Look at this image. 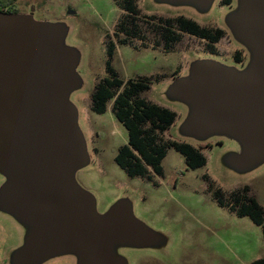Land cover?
<instances>
[{"label": "rangeland", "instance_id": "obj_1", "mask_svg": "<svg viewBox=\"0 0 264 264\" xmlns=\"http://www.w3.org/2000/svg\"><path fill=\"white\" fill-rule=\"evenodd\" d=\"M119 1L122 0H0V5L18 14H32L36 21L62 23L66 28L64 44L78 57V85L69 101L76 110L77 129L88 155L87 164L76 173V181L94 197L99 214L127 202L133 216L155 237L143 246L117 242L113 252L126 264H253L264 259L262 228L249 217L240 218L228 206L221 207L214 197L220 190L231 205V195L247 189V195L264 208V162L240 171L232 163L242 151L236 139L226 134L205 138L188 134L185 127L192 108L171 94L175 80L185 78L198 61L218 62L239 72L248 67L250 54L237 42L229 26L239 11L240 0H212L205 9L164 0H134L142 36L127 37L126 47L119 42L125 36L117 30L126 16L117 6ZM178 17L191 19L203 28L222 29L225 35L212 49L174 25L179 42L170 49L159 47V37L152 32V26L159 24V18ZM109 41L116 46L112 63L122 79L165 74L159 83L154 80L151 90L141 97L176 113L170 130L158 134L163 141L189 143L198 149L209 147L200 149L207 159L205 167L189 169L185 157L174 149L163 161L164 178L151 168L152 180L131 178L115 162L120 148L128 144V131L114 115L113 100L105 114L92 110L95 89L108 76ZM237 52L246 62L243 67L235 61ZM5 183L0 173V190ZM29 224L0 205V264H16V256L32 232ZM77 263L75 255L64 254L39 264Z\"/></svg>", "mask_w": 264, "mask_h": 264}, {"label": "water", "instance_id": "obj_2", "mask_svg": "<svg viewBox=\"0 0 264 264\" xmlns=\"http://www.w3.org/2000/svg\"><path fill=\"white\" fill-rule=\"evenodd\" d=\"M207 8L212 0H164ZM230 30L250 54L239 72L198 61L175 80L172 97L192 108L186 132L226 134L242 148L240 171L264 162V0H240ZM62 23L0 11V205L32 232L16 264H39L72 254L77 264H126L117 242L143 246L155 239L127 202L99 214L94 197L76 181L88 162L69 101L78 85L76 52L64 44Z\"/></svg>", "mask_w": 264, "mask_h": 264}, {"label": "trees", "instance_id": "obj_3", "mask_svg": "<svg viewBox=\"0 0 264 264\" xmlns=\"http://www.w3.org/2000/svg\"><path fill=\"white\" fill-rule=\"evenodd\" d=\"M130 10L134 16L138 15L136 4L133 2ZM4 4L0 5L4 9ZM9 14H16L15 10H8ZM136 23L138 21L135 18ZM165 23L166 49H170L180 40V36L174 31V25L181 33H187L199 39H206L210 48L217 44L225 34L220 31L215 34L214 29L201 27L197 22L185 17L174 20H161ZM112 51L108 53L106 71L108 76L98 83L92 98V110L98 114L108 111V103L113 100V111L118 121L128 131V144L123 145L115 162L131 178H144L151 180L149 168L154 173L162 176L164 159L170 149H174L185 157L186 164L191 170H198L207 165V159L200 149L189 144L176 141H163L158 134H163L174 125L177 115L173 111L159 105L149 103L141 95L149 89L150 79L124 80L113 66ZM215 199L221 207H229L240 218L249 217L255 225L262 228L264 236V208L252 197L244 192L231 195L233 204L225 202L222 192L216 191ZM253 264H264V259L255 261Z\"/></svg>", "mask_w": 264, "mask_h": 264}, {"label": "flooded vegetation", "instance_id": "obj_4", "mask_svg": "<svg viewBox=\"0 0 264 264\" xmlns=\"http://www.w3.org/2000/svg\"><path fill=\"white\" fill-rule=\"evenodd\" d=\"M133 2H134V0H122V1L117 2V6L122 10V12L126 13V16L117 25V30H119L121 32V34H123L125 36V38H122V39L119 40L121 45L124 46V47L128 46V43H129L127 37H131L132 39H136L137 37H141L142 36V34L140 32V28H139V26H138V24L136 23V20H135V18H137L138 15L134 16V14L130 12V10L133 8V5H132ZM137 11H138V9H137ZM137 14H139V13H137ZM161 20L162 19L159 18V24L152 26V32L154 33V35L157 34L158 37H159V41H158L159 47L163 46V47L166 48V29H167V26H166L165 23H161ZM214 30H215V34L216 35L219 34L220 31H224L222 29H214ZM224 33H225V31H224ZM224 35H223V37H224ZM115 36L118 37V33L117 32L115 33ZM200 40L206 42L207 48H210L211 45L206 39H200ZM215 45H213V46H215ZM110 51H112V56H113V60H114L115 53H116V46L113 44L112 41H109L108 44H107V55H108V53ZM235 61H236L237 65L240 66V67H243L246 64L245 60L243 59V56L241 54H239L238 52L236 54ZM164 75L165 74H158V75L154 76V78H151L152 76L151 77H138L136 80L142 79V78H147V79L152 80L151 81V85L149 86V89L147 90V91H150L151 88H152V85H153V81L154 80L155 81L158 80L156 82L159 83L160 79L162 77H164ZM199 148L204 150V149L209 148V147L208 146H200ZM150 176H151V180H152V175H150ZM158 176H160V175H158ZM164 176H165V174H163L160 177L164 178ZM154 185H156V182H154ZM156 186L160 187V185H156ZM231 201H233V200L231 199Z\"/></svg>", "mask_w": 264, "mask_h": 264}, {"label": "built area", "instance_id": "obj_5", "mask_svg": "<svg viewBox=\"0 0 264 264\" xmlns=\"http://www.w3.org/2000/svg\"><path fill=\"white\" fill-rule=\"evenodd\" d=\"M8 10L9 9H7V8H4V11L3 10H1L2 12H5V13H7L8 12Z\"/></svg>", "mask_w": 264, "mask_h": 264}]
</instances>
